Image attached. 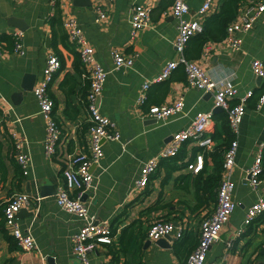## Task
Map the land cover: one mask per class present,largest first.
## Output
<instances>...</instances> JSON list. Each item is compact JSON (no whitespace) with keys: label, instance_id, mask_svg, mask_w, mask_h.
<instances>
[{"label":"crops","instance_id":"crops-1","mask_svg":"<svg viewBox=\"0 0 264 264\" xmlns=\"http://www.w3.org/2000/svg\"><path fill=\"white\" fill-rule=\"evenodd\" d=\"M57 2L63 15L69 13L76 18L88 43L94 46L97 58L106 67L113 66L112 51L115 48L136 53L134 65L113 68L109 72L99 98L101 111L116 121L121 139H104V154L92 165L94 185L83 196L95 217L109 218L116 227L113 242H99L90 249L92 261L94 264H182L199 240L201 219L213 207L193 208L196 198L193 178L198 171L187 167V163L201 153L200 145L191 138L185 140L180 148L184 149V155L179 156L176 168H168L172 163L166 158L171 156L161 157L158 169L146 186H138L137 179L145 161L166 148L175 131L189 127L198 110L214 111V122L207 131L214 137V143L205 157L208 164L212 163L209 152L225 138L224 114L228 118V112L223 107L214 109L213 91L188 84L182 64L173 69L170 77L155 79L166 61L177 56L178 19L170 11L172 0ZM203 2L189 0V16L202 22L205 17L199 15V7ZM56 3L53 5L51 0H0V34L24 31L26 45L23 53L14 51L12 45L0 53V222L3 220L4 224L2 206L13 192L25 190L38 197L18 212L21 226L32 232L37 248L24 251L16 239L11 245L0 224V264L19 261L25 264L34 261L39 264H83L73 251L72 241L81 219L57 202L62 162L56 155L45 152L47 123L33 91L44 76L48 53L58 48L65 56V63L56 71L51 92L56 101L55 113L63 122L61 150L87 147L89 111L83 97L84 76L74 68V54L68 47L62 41L55 46L50 19L57 11ZM135 3L150 8L151 22L132 33V6ZM99 6L107 10L108 16L97 21ZM244 10L243 5L239 16ZM12 16L23 20L27 27L21 29L11 24ZM236 34L243 38L240 49L226 39L208 40L201 54L193 57L209 74L234 79L238 86V95L234 99L253 90L235 135L239 145L231 177L235 182L232 195L236 207L224 224L220 238L211 244L204 264H264V217L245 224L248 206L259 196L264 197V176L257 185L247 179V169L264 141V101L258 105L259 96L264 93V76L252 66L255 57L264 60V12L251 30ZM69 71L78 78L75 90L71 92L70 105L67 102L69 96L61 86ZM145 79H151V84L145 101L141 102L139 97ZM25 85L29 87L25 88ZM181 96L185 99L182 111L165 119L150 114L151 105L171 102ZM19 140L21 143L17 146ZM19 152L29 153L31 157L27 173L19 166ZM183 173L191 175L187 186L184 185L186 181L180 179ZM159 217H171L180 223L171 232V239L166 235L157 239L147 236L149 224ZM136 218L140 220L128 250L121 252L116 262L112 248L117 247L123 227ZM5 226L13 234L6 222ZM51 253L55 254L53 262L48 259Z\"/></svg>","mask_w":264,"mask_h":264},{"label":"built area","instance_id":"built-area-1","mask_svg":"<svg viewBox=\"0 0 264 264\" xmlns=\"http://www.w3.org/2000/svg\"><path fill=\"white\" fill-rule=\"evenodd\" d=\"M114 1V0H112ZM157 1V0H156ZM220 0H204L199 7V15L203 17L215 12L219 8ZM55 5L56 0H51ZM244 13L238 16L227 27V35L224 39L229 41L235 48L242 47L243 38L237 35V31L251 30L256 20L264 12V0H246L244 3ZM99 16L97 21L108 16L107 10L98 7ZM133 17L131 19L132 33L138 32L151 22V11L148 6L142 3H135L132 6ZM170 11L178 19V36L175 41L177 56L168 59L155 79L170 77L173 69L179 64H183L187 72L188 84L206 90L213 91L215 106L220 105L228 112V120L235 135L239 132L240 124L246 110L247 99L253 94L249 89L247 93L240 96L237 101H233L238 95V86L230 76L217 78L209 74L204 67L195 59L188 58L185 54V47L192 35L203 30V22L193 19L190 15L189 0H172ZM63 26L66 29L69 39L76 44L83 60V76L90 79V85L86 96L85 105L89 111L88 115V146L75 151L61 150V139L63 134V122L55 113V98L51 93V85L55 78V72L61 67L62 60L56 50H51L44 66V76L38 81L33 91L38 97L41 112L46 118V137L44 141L45 152L48 155H56L61 162L62 183L59 185L56 199L61 207L76 213L81 219L79 229L73 234V251L81 258L83 264H94L90 256V249L99 242L111 243L114 241L116 230L114 222L109 218H97L90 212V208L84 194L94 185L95 174L92 170L93 163H97L104 154V139H121V131L110 116L104 114L100 109L99 98L102 94L107 75L113 68L131 67L134 65L136 53L126 52L120 48L112 51L113 66L106 67L95 53V48L88 43L82 28L76 18L69 13L63 15ZM24 31L13 34L14 41L12 49L23 53L26 45L24 41ZM5 41L0 42V53L9 49ZM253 69L264 76V60L255 57L252 60ZM151 84V79H145L142 83L139 100L144 102L147 97V90ZM264 101V93L259 96L258 105ZM185 105L184 97H179L171 102L154 104L150 106V114L157 119H165L172 113L183 110ZM214 122L213 110H198L189 127L175 131L166 148L159 154L147 159L142 166L141 175L137 179L140 187L146 186L153 173L158 169L161 157H168L178 153L183 142L193 139L199 145L211 148L214 143L212 135L207 133ZM20 140L16 145H20ZM239 140L235 136L224 155V171L217 189V201L212 210L203 216L200 222V233L198 242L188 252L182 264H204L211 244L218 240L224 224L230 219L236 207V201L232 192L235 182L231 177V170L236 162ZM29 153L19 152L17 160L24 173L28 172L30 165ZM204 165V156L198 153L194 160L187 163V167L193 171H199ZM264 171V141L256 150L253 163L247 169V179L257 185L262 179ZM29 192L17 190L13 192L4 202L3 211L6 225L11 228L19 247L24 251H32L37 248V242L31 231L24 229L18 218V212L25 206L34 203V199ZM264 211V197L259 196L256 201L248 206L245 216V224L255 222L256 217ZM173 218H154L149 224L147 236L157 239L171 233L176 225H179ZM181 234V232H179ZM16 264H25L22 261ZM33 264H39L34 261ZM98 264H105L104 262Z\"/></svg>","mask_w":264,"mask_h":264},{"label":"trees","instance_id":"trees-1","mask_svg":"<svg viewBox=\"0 0 264 264\" xmlns=\"http://www.w3.org/2000/svg\"><path fill=\"white\" fill-rule=\"evenodd\" d=\"M245 1L246 0H220L218 10L205 16L204 21H203V30L190 37L185 47L186 56L188 58H193L195 56L200 55L204 44L208 40L224 39L225 36L227 35L228 25L234 20H236L237 17L240 15L241 8L244 5ZM56 8H57V11L50 19V23H51V27L53 31V37L55 38L54 40L55 46L56 47L58 46L57 45L58 41H62L64 45L68 47V49L74 54V62H73L74 68L78 72L82 73L83 72V60L81 58L80 51L77 49L75 43L69 39V35L63 26V13H62L60 4L58 2L56 3ZM13 39H14L13 34H10V33L0 34V42L2 40L7 42V46L9 45L11 46L13 44V41H14ZM56 51L61 57L62 65H63L65 63V60H64L65 56L61 52L58 51V48L56 49ZM77 81H78V78L72 71L67 72L64 79L61 81V86L64 88L66 95L69 96V99H67V102L69 103V105L72 104L71 92L75 90ZM89 85H90V79L84 76L83 97L85 100H86V96L88 93ZM233 101H237V100L233 99ZM66 110L68 111V106L66 107ZM224 119H225L224 121L226 125V135L222 142L217 143L213 147V149L210 150L209 154L211 155V158L213 161L212 163L208 164L207 159H205L207 155V150L209 148L207 146L200 145V152L204 156V165L194 175V178H193V184H194L195 195H196V198H194L195 201H194L193 208L199 209L203 206H211V205L214 206V204L217 201V189H218L219 182L221 178L223 177V171H224L223 164H224L225 151L230 145L232 139L235 137V133L232 131L230 127L226 113L224 114ZM214 136L216 135L214 134ZM181 155H184V149H181L178 154L166 158V160L172 163V165H168V168H176L177 167L176 164H178V161L180 159L179 156ZM209 166H211L210 170H209ZM190 176L191 175L189 173H183L182 176L180 177V179H183L186 181L184 183L185 186L189 184ZM262 176H264V171L262 173ZM2 209H3V206H2ZM211 210L212 208H209L208 212ZM3 215H4V211H3ZM260 216L262 218L264 217V211H262L256 217L255 221H257L258 217ZM139 220H140L139 218H136L123 227L121 237L119 238V242L117 243L118 244L117 247L112 248L113 259L116 262H118V260L120 259L121 252H126L128 250L129 244L134 234L135 226L137 225ZM0 224L5 234L7 235L8 239L11 241V245H13V239H16V238L6 228L5 217H4V224H3V220L0 222ZM114 230H116V227H114ZM123 264H129V263L124 262Z\"/></svg>","mask_w":264,"mask_h":264},{"label":"water","instance_id":"water-1","mask_svg":"<svg viewBox=\"0 0 264 264\" xmlns=\"http://www.w3.org/2000/svg\"><path fill=\"white\" fill-rule=\"evenodd\" d=\"M10 21V23L11 24H13V25H16L17 27H19V28H21V29H25V27H27V24L23 21V20H21L20 18H18V17H15V16H12L10 19H9ZM48 39V41H49V37L47 38ZM29 86H27V85H25V88H28ZM17 92H19V91H17ZM16 92V93H17ZM221 106L220 105H216L215 106V110L216 109H219ZM95 164V163H94ZM22 209L23 208H21L20 210H19V212H21L22 211ZM178 223V222H177ZM165 236V235H164ZM166 236H168L170 239H171V233H168V234H166ZM161 237H163V236H161ZM160 237V238H161ZM165 238V237H164ZM55 254L54 253H51V254H49V257H48V259L50 260V261H52L53 262V260H55V256H54Z\"/></svg>","mask_w":264,"mask_h":264}]
</instances>
